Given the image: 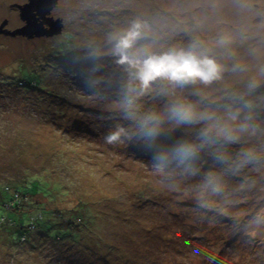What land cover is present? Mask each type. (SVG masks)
<instances>
[{"label":"rangeland","instance_id":"374dc122","mask_svg":"<svg viewBox=\"0 0 264 264\" xmlns=\"http://www.w3.org/2000/svg\"><path fill=\"white\" fill-rule=\"evenodd\" d=\"M26 1L0 0V19L9 15L21 23L19 9L10 6ZM52 14L64 19L58 35L0 37V191L37 177L50 183L52 196L36 198L64 214L86 212L89 225L79 243L87 253L73 250L66 259L65 248L76 242H57L35 229L29 240L13 243L3 229L0 264H139L145 256L148 264H264V238L201 220L187 196L169 191L153 173L150 154L136 141L110 145L104 139L115 124L130 123L118 109L130 73L113 55L110 35L141 20L149 32L136 48L165 51L230 32L235 59L252 62L250 50H264V0H251L249 8L237 0H59ZM66 42L74 53L62 51ZM28 70L37 79L18 80ZM227 75L229 86H242ZM165 102L141 100L145 110ZM191 136L177 129L160 142ZM223 237L216 256L209 246Z\"/></svg>","mask_w":264,"mask_h":264},{"label":"clouds","instance_id":"9594fccd","mask_svg":"<svg viewBox=\"0 0 264 264\" xmlns=\"http://www.w3.org/2000/svg\"><path fill=\"white\" fill-rule=\"evenodd\" d=\"M237 3L251 6V0ZM148 32L146 22L134 20L109 36L113 55L130 73L118 103L130 123L115 124L105 142L136 141L134 146L150 154L153 173L169 191L187 196L201 220L231 224L253 240L264 238V92L258 91L264 85V50L251 49L252 62L235 59L236 37L230 32L165 51L136 48ZM217 49L227 53L225 59ZM227 74L242 86H229ZM148 96L166 102L145 110L141 100ZM177 129L191 131V138L160 142ZM192 179L197 182L185 191L183 183Z\"/></svg>","mask_w":264,"mask_h":264},{"label":"trees","instance_id":"16d2710c","mask_svg":"<svg viewBox=\"0 0 264 264\" xmlns=\"http://www.w3.org/2000/svg\"><path fill=\"white\" fill-rule=\"evenodd\" d=\"M71 42L63 43L66 46L62 51L68 50L67 54L74 53ZM71 46V48H70ZM59 50H61V45ZM37 79V75L33 71H23L18 78L21 81L29 82ZM51 184L41 179L33 178L22 185H7L0 191V230L6 229L9 232L10 239L13 243H19L29 240L33 230H40L46 233L51 240L60 242L61 240H70L74 243L71 247L65 248L64 253L66 259L71 257L73 250L81 251L82 255L87 253L79 243L81 241V229L89 221L86 212H78L74 215L61 213L59 209L48 208L46 204L36 198L42 196H52L53 190L50 189ZM35 196V197H34ZM4 210L6 213H1ZM77 212V211H76ZM78 219L85 223L81 225ZM225 237L222 242L211 243L212 251L216 256L223 249ZM227 241L231 242V239ZM226 241V242H227ZM75 246V247H73ZM80 247V248H79ZM78 249V250H77ZM148 255L147 252H145ZM70 259V258H69ZM107 258H105L106 260ZM139 264H148L145 258H138ZM100 263V261H98ZM107 262V261H106Z\"/></svg>","mask_w":264,"mask_h":264},{"label":"water","instance_id":"95a60500","mask_svg":"<svg viewBox=\"0 0 264 264\" xmlns=\"http://www.w3.org/2000/svg\"><path fill=\"white\" fill-rule=\"evenodd\" d=\"M58 1L59 0H29V2L20 5L21 17L26 21V23L21 28L8 32L11 35L22 34L28 38L59 34L62 31V19H54L53 17L47 16ZM34 11H37V14L40 17L49 22L50 27L48 29L44 28L45 22L38 25L35 20H33Z\"/></svg>","mask_w":264,"mask_h":264},{"label":"flooded vegetation","instance_id":"af4514ba","mask_svg":"<svg viewBox=\"0 0 264 264\" xmlns=\"http://www.w3.org/2000/svg\"><path fill=\"white\" fill-rule=\"evenodd\" d=\"M28 2H29V0H28ZM23 3L25 4V2H22V3L15 2L13 5L10 6V8H14L15 6H17V8L19 9L18 10V14H19V18H20L21 23H18L17 20L14 21L9 15H7V16L3 17L2 19H0V30H1L0 31V37H2V36L9 37V38H17V37L24 38V37H27V36L22 35V34L11 35L8 32V31H14L16 29H19V28H21L22 26L25 25L26 21L21 17V9H20V4H23ZM54 8H55V6L52 8L51 12L47 14V16L48 17H53L54 19H60L61 20L60 17H56L55 15L52 14V11H53ZM36 17H39V18H36ZM33 20H35V22L38 25L40 23L45 22L44 28L48 29L50 27L49 22H47V20H45L44 18L40 17L37 14V11H34V19ZM63 28H64V19H62V30H63ZM55 35H58V34H55ZM55 35H53V36H55Z\"/></svg>","mask_w":264,"mask_h":264}]
</instances>
